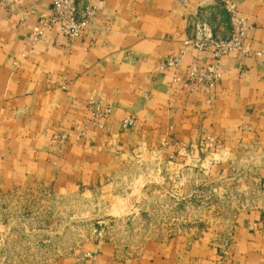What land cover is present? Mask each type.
I'll list each match as a JSON object with an SVG mask.
<instances>
[{
  "label": "crops",
  "instance_id": "1",
  "mask_svg": "<svg viewBox=\"0 0 264 264\" xmlns=\"http://www.w3.org/2000/svg\"><path fill=\"white\" fill-rule=\"evenodd\" d=\"M51 1L0 0V193L67 197L138 158L177 176L204 169L203 186L225 180L240 157L256 168L260 197L236 208L229 242L181 233L125 256L98 241L59 263L264 264V0H88L95 15L74 39L47 21ZM225 1L244 23V50L215 60L186 40L203 9L227 34ZM171 59L178 64L160 68ZM192 67H213L215 86L190 82ZM93 106L109 112L95 116Z\"/></svg>",
  "mask_w": 264,
  "mask_h": 264
},
{
  "label": "rangeland",
  "instance_id": "2",
  "mask_svg": "<svg viewBox=\"0 0 264 264\" xmlns=\"http://www.w3.org/2000/svg\"><path fill=\"white\" fill-rule=\"evenodd\" d=\"M130 117L121 121L123 130L131 128L122 127ZM203 172L177 176L175 167L138 158L67 197L39 187L0 193V264H60L98 241L131 256L181 233L227 243L240 218L236 208L259 201L256 168L238 157L222 173L225 180L199 186Z\"/></svg>",
  "mask_w": 264,
  "mask_h": 264
},
{
  "label": "built area",
  "instance_id": "3",
  "mask_svg": "<svg viewBox=\"0 0 264 264\" xmlns=\"http://www.w3.org/2000/svg\"><path fill=\"white\" fill-rule=\"evenodd\" d=\"M224 9L227 13L228 32L222 35L221 28L215 27L209 14L206 10H200L197 17L202 18L201 23L198 24L192 21L194 34H190L186 40L187 45L193 46L195 49L204 50L211 47L213 50V57L218 60L224 55L234 51H243L242 40L244 37V23L239 18L237 11L232 3L229 1L224 2ZM95 15V8L88 2V0H52L50 5V15L47 21L57 26L59 35L67 38L74 39L81 35V33L90 24L93 16ZM217 16V15H216ZM41 31L36 30L33 40L36 36L40 35ZM177 60L171 59L162 63L161 69L167 66H176ZM190 82H198L207 88L215 86L219 79V74L213 67L208 68H190L188 73ZM108 110L99 111L95 108V114H105ZM136 120L130 117L124 120L122 127H133Z\"/></svg>",
  "mask_w": 264,
  "mask_h": 264
}]
</instances>
